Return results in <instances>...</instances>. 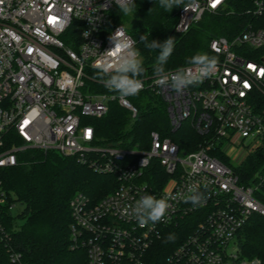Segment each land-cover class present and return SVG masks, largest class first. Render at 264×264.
Listing matches in <instances>:
<instances>
[{
  "label": "built area",
  "instance_id": "1",
  "mask_svg": "<svg viewBox=\"0 0 264 264\" xmlns=\"http://www.w3.org/2000/svg\"><path fill=\"white\" fill-rule=\"evenodd\" d=\"M226 1L183 3L174 30L187 32ZM115 6L112 0H0V168L37 148L75 156L116 178L106 196L93 201L77 192L70 201L73 246L85 249L86 264H146L152 246L176 225L192 229L163 264H264L243 257L239 241L252 215L264 217V0H254L243 29L210 40L218 66L202 83L178 94L157 85L154 75L141 79L142 90L166 102L173 131L188 121L200 135L192 149L156 131L146 149L95 144L87 118L106 115L111 101L138 114L129 96L93 86L103 85L92 65L113 47L109 37L121 28L134 40L123 25L108 27ZM74 21L78 35L70 31ZM251 156L255 170L242 181L238 169ZM193 185L208 197L203 206L181 197ZM147 194L168 198L170 207L164 220L140 227L122 212ZM7 195L0 181V216L2 205L11 212L15 206ZM0 234H6L1 221Z\"/></svg>",
  "mask_w": 264,
  "mask_h": 264
},
{
  "label": "trees",
  "instance_id": "2",
  "mask_svg": "<svg viewBox=\"0 0 264 264\" xmlns=\"http://www.w3.org/2000/svg\"><path fill=\"white\" fill-rule=\"evenodd\" d=\"M188 1L184 0V3ZM135 4L130 15H123L117 6L113 7L108 27L121 24L133 37L145 69L142 79L154 75L159 52L146 48L140 40L142 35L147 36L149 42L161 43L173 37L175 48L165 70L176 69L188 64L187 60L197 53L214 56L209 47L210 40L219 36L231 37L243 29L252 15L254 0H227L224 8L206 13L185 33L174 30L178 7L166 12L160 7L159 0H136ZM79 24L74 21L70 31L78 35ZM93 86L106 90L98 83ZM129 99L138 109L135 118L117 101L110 102L106 115L87 118L94 127L96 145L146 149L152 131L171 137L183 149L194 148L200 139L189 123H183L173 131L166 102L150 89L141 90ZM254 162L255 157L251 156L238 169L242 181L253 174ZM153 168L162 172L156 162ZM0 181L8 193V203L23 205L16 215L8 210V206L1 207L0 221L6 234H0V264H86L85 249L73 246L70 201L77 192L86 194L93 201L106 196L117 185L113 175L97 172L88 162L75 156L30 148L21 153L19 164L0 168ZM188 222L194 224L193 219ZM191 227H169L164 237L149 250L146 264H163L166 255ZM169 234H175L174 242H165ZM239 241L243 257H260L264 261V217L252 215L241 229Z\"/></svg>",
  "mask_w": 264,
  "mask_h": 264
},
{
  "label": "clouds",
  "instance_id": "3",
  "mask_svg": "<svg viewBox=\"0 0 264 264\" xmlns=\"http://www.w3.org/2000/svg\"><path fill=\"white\" fill-rule=\"evenodd\" d=\"M123 15H130L136 7L134 0H112ZM184 0H159L160 7L166 12L181 7ZM187 10V9H186ZM88 32L84 33L87 37ZM113 47L102 53L92 66L96 69V77L109 91L118 93L121 97L138 94L144 87L140 77L145 69L142 66L140 52L135 48V41L122 35L118 28L115 34L109 37ZM141 42L149 50H159L154 65L155 83L162 88H170L176 93H182L190 85L202 83L204 78L212 76L218 66V58L207 53H197L187 60L192 68H179L170 73L165 70V65L174 51L175 40L169 37L164 42L148 41L147 36L140 37ZM185 203L194 207L203 206L208 197L198 187L190 186L188 194H181ZM170 204L168 198H156L154 195H144L134 205L127 206L122 214L135 218L140 227L149 223L155 225L164 220ZM175 234H169L165 242H174Z\"/></svg>",
  "mask_w": 264,
  "mask_h": 264
},
{
  "label": "rangeland",
  "instance_id": "4",
  "mask_svg": "<svg viewBox=\"0 0 264 264\" xmlns=\"http://www.w3.org/2000/svg\"><path fill=\"white\" fill-rule=\"evenodd\" d=\"M184 123H189V122L186 121V122H184ZM22 207H23L22 204H20L19 202H16V203H15V206H14L13 209H12V213H13L14 215H16V214L22 209Z\"/></svg>",
  "mask_w": 264,
  "mask_h": 264
},
{
  "label": "snow or ice",
  "instance_id": "5",
  "mask_svg": "<svg viewBox=\"0 0 264 264\" xmlns=\"http://www.w3.org/2000/svg\"><path fill=\"white\" fill-rule=\"evenodd\" d=\"M220 2V0H216V3H219ZM213 6H215V5H213ZM262 75H264V73H261Z\"/></svg>",
  "mask_w": 264,
  "mask_h": 264
}]
</instances>
